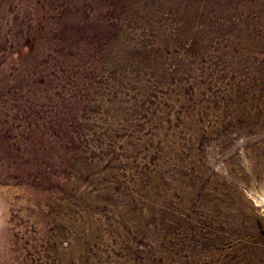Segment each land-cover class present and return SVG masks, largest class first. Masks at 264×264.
I'll use <instances>...</instances> for the list:
<instances>
[{
	"label": "rangeland",
	"instance_id": "obj_1",
	"mask_svg": "<svg viewBox=\"0 0 264 264\" xmlns=\"http://www.w3.org/2000/svg\"><path fill=\"white\" fill-rule=\"evenodd\" d=\"M204 4L0 0V264L264 251L262 19Z\"/></svg>",
	"mask_w": 264,
	"mask_h": 264
},
{
	"label": "bare ground",
	"instance_id": "obj_2",
	"mask_svg": "<svg viewBox=\"0 0 264 264\" xmlns=\"http://www.w3.org/2000/svg\"><path fill=\"white\" fill-rule=\"evenodd\" d=\"M144 1V0H143ZM183 1L184 0H172V2L174 3V6L175 7H178L180 8L181 6H183ZM189 3H191L192 7L193 8H198L200 3H205L204 5H209V6H212L214 7V10L216 11V14H219L218 17L220 15H225V16H231L232 14L234 15L235 13H241L243 15H249L250 13H253V12H256L259 17L262 19V21L257 24V27L258 29L260 28H263V35L262 37L260 38L259 41H255L253 42L254 40H251V37H250V40H249V43L251 44L252 42L254 44H258V47L259 48H262L264 50V0H188ZM236 2H243L246 4V7H243V8H239V9H236L234 8V3L236 4ZM168 3V2H167ZM242 3V5H243ZM186 6V5H185ZM177 8V9H178ZM147 9V8H146ZM201 9V7H200ZM180 10V9H179ZM178 10V11H179ZM181 11V10H180ZM195 11V10H194ZM149 12V11H148ZM176 12V11H175ZM185 12V11H184ZM212 12V11H211ZM150 14V13H149ZM191 16V15H190ZM258 17V16H257ZM248 20V19H247ZM251 21V20H250ZM258 22V21H257ZM250 23V22H249ZM247 27V26H246ZM236 28V27H235ZM244 28V27H243ZM253 28V27H252ZM256 30V29H255ZM262 31V30H261ZM260 33V32H259ZM252 43V44H253ZM238 46V45H237ZM238 48V47H237ZM234 49V48H233ZM240 50V49H239ZM262 50V51H263ZM260 70H263L262 73L264 74V67H262ZM259 75V74H258ZM239 106V104H238ZM257 112V111H256ZM255 111L252 113V119H254L256 117V113ZM242 113H244V110L241 108V107H235V109L233 110V113H232V118L235 120H241L242 118H238ZM259 114V113H258ZM220 116L222 117V112L220 113ZM260 116V115H259ZM248 117V116H247ZM250 118V117H249ZM258 118V117H257ZM244 119V117H243ZM247 119V118H245ZM261 120V119H260ZM264 120V119H263ZM233 121V120H231ZM245 120H242L243 123H241V125L244 127H247V128H251L253 127L254 125V120H250V122H244ZM241 122V121H240ZM257 123V121H256ZM240 124V123H238ZM259 126V125H258ZM250 131V129H249ZM6 141V140H4ZM7 144V143H6ZM3 147V146H2ZM4 148V147H3ZM2 150V149H1ZM261 150V149H260ZM264 150V149H263ZM258 154V153H257ZM256 154V155H257ZM263 154V153H262ZM6 161L8 162L10 160V158L12 157L11 153L8 152L7 150H5L4 148V153H3ZM251 156V155H250ZM258 156V155H257ZM256 159V158H254ZM253 159V160H254ZM20 161H23V159H19ZM10 162V161H9ZM261 163V162H260ZM258 166V164H257ZM258 170V169H257ZM263 171V170H262ZM259 174V173H258ZM233 187V186H232ZM235 188V187H234ZM232 188V189H234ZM250 191V190H249ZM230 192V191H229ZM216 193V192H215ZM232 193H233V190H232ZM234 195V194H233ZM232 195V196H233ZM255 195V197L258 199L257 201L260 203V205L264 208V195H256V194H253ZM216 196V195H215ZM211 198V197H210ZM202 202H205L207 201V198L206 197H203L201 199ZM212 202V201H211ZM210 202V203H211ZM219 202V201H218ZM209 203V202H208ZM246 203V198L244 196H242V194L240 192L237 191V193H235L233 199H231V202L229 203L231 205V207L233 209H237L240 211L241 209V206ZM204 204V203H203ZM220 204V203H219ZM222 204V203H221ZM218 205V204H216ZM229 205V206H230ZM215 206V205H214ZM220 207L222 206L223 207V212L224 214H227L228 215V211L229 210H226L228 208L225 207V205H219ZM228 206V205H227ZM245 206V205H244ZM250 206V205H249ZM226 208V209H225ZM231 210V208H230ZM210 211V210H209ZM215 211V210H214ZM222 211V210H221ZM241 213V212H240ZM250 213V212H249ZM254 213V212H253ZM231 214V213H229ZM245 216V215H244ZM247 216V215H246ZM235 218L236 220V227L234 228L235 231H238L239 230H242L244 233L245 232H252L253 236H256V219H254L253 217L251 218L248 224V226L244 227L242 226V223L239 220L240 218V215L239 214H236L234 216H232ZM242 217V216H241ZM212 218V217H211ZM244 218V217H242ZM220 220V219H219ZM231 222V221H230ZM244 222V221H242ZM260 222V221H259ZM261 226V225H260ZM232 230V228L230 229ZM264 231V230H263ZM237 233V232H236ZM240 233V232H239ZM262 234V233H261ZM260 234V235H261ZM251 237V236H250ZM259 240H261L263 243H264V235L259 237ZM246 241V240H245ZM250 242V241H249ZM252 242V241H251ZM256 244V243H255ZM261 245V244H260ZM245 246V245H244ZM251 246V245H250ZM248 244H247V249H248V252H245L244 254L240 255V256H230L228 255V257H211V256H207V257H200L195 255L193 257H190V258H182V257H174L173 260L171 261L170 259H166L164 260L165 264H171V263H174V264H186V262H190V264H200L202 262H207L209 264H255L257 261H261L263 262L264 264V251L261 250V249H256L255 251H249V247H250ZM239 249V247H236V249ZM242 248V247H241ZM240 248V249H241ZM253 248V247H252ZM251 249V248H250ZM180 256V255H179ZM188 264V263H187Z\"/></svg>",
	"mask_w": 264,
	"mask_h": 264
}]
</instances>
